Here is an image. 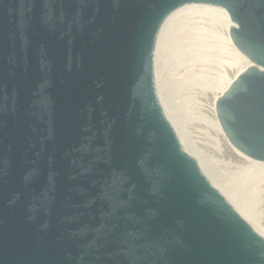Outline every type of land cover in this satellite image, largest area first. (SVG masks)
<instances>
[{
    "label": "water",
    "instance_id": "95a60500",
    "mask_svg": "<svg viewBox=\"0 0 264 264\" xmlns=\"http://www.w3.org/2000/svg\"><path fill=\"white\" fill-rule=\"evenodd\" d=\"M191 19L249 59L216 112L264 161V0H0V264H264L158 94L161 37Z\"/></svg>",
    "mask_w": 264,
    "mask_h": 264
},
{
    "label": "bare ground",
    "instance_id": "6f19581e",
    "mask_svg": "<svg viewBox=\"0 0 264 264\" xmlns=\"http://www.w3.org/2000/svg\"><path fill=\"white\" fill-rule=\"evenodd\" d=\"M245 59L230 30L191 19L175 23L162 35L155 76L161 102L189 151L264 234V161L244 154L229 141L216 112L218 96ZM226 147L238 158L228 159Z\"/></svg>",
    "mask_w": 264,
    "mask_h": 264
},
{
    "label": "rangeland",
    "instance_id": "374dc122",
    "mask_svg": "<svg viewBox=\"0 0 264 264\" xmlns=\"http://www.w3.org/2000/svg\"><path fill=\"white\" fill-rule=\"evenodd\" d=\"M246 59H247V60H246ZM246 59L244 60L245 63H243V65H241V66L244 67L245 65H247L246 62L248 63V62H249V59H248L247 57H246ZM226 148H227V147H226ZM226 148H225V149H226ZM227 150H229V151H228V152L225 151L224 153H225V156H227L228 159L235 160L236 157L238 158V156H236L234 153H232V151H231L229 148H227ZM227 154H228V155H227ZM233 155H234V156H233ZM228 156H229V157H228ZM230 156H231L232 158H231ZM233 157H234L235 159H234Z\"/></svg>",
    "mask_w": 264,
    "mask_h": 264
}]
</instances>
